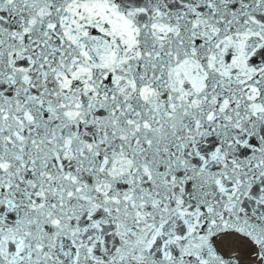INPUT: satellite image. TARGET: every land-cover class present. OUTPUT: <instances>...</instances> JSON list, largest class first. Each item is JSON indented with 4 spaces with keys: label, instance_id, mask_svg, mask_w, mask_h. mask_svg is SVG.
<instances>
[{
    "label": "snow or ice",
    "instance_id": "6c2138e0",
    "mask_svg": "<svg viewBox=\"0 0 264 264\" xmlns=\"http://www.w3.org/2000/svg\"><path fill=\"white\" fill-rule=\"evenodd\" d=\"M0 264H264V0H0Z\"/></svg>",
    "mask_w": 264,
    "mask_h": 264
}]
</instances>
